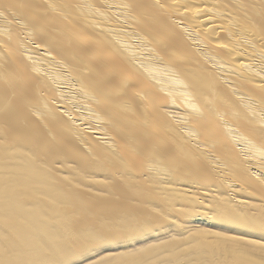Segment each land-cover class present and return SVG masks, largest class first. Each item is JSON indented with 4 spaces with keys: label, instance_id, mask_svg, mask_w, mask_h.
<instances>
[{
    "label": "bare ground",
    "instance_id": "6f19581e",
    "mask_svg": "<svg viewBox=\"0 0 264 264\" xmlns=\"http://www.w3.org/2000/svg\"><path fill=\"white\" fill-rule=\"evenodd\" d=\"M0 264H264V0H0Z\"/></svg>",
    "mask_w": 264,
    "mask_h": 264
}]
</instances>
